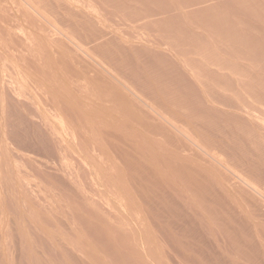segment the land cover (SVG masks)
<instances>
[{
	"label": "rangeland",
	"instance_id": "374dc122",
	"mask_svg": "<svg viewBox=\"0 0 264 264\" xmlns=\"http://www.w3.org/2000/svg\"><path fill=\"white\" fill-rule=\"evenodd\" d=\"M23 1L0 0V264H264V0Z\"/></svg>",
	"mask_w": 264,
	"mask_h": 264
},
{
	"label": "bare ground",
	"instance_id": "6f19581e",
	"mask_svg": "<svg viewBox=\"0 0 264 264\" xmlns=\"http://www.w3.org/2000/svg\"><path fill=\"white\" fill-rule=\"evenodd\" d=\"M1 1H2V0H1ZM4 1H5V0H4ZM22 1H23V0H22ZM23 2H24V1H23ZM36 2H37V1H36ZM13 3H14V2H13ZM26 3H27V2H26ZM26 3H25V5H26ZM23 4H24V3H23ZM29 4H31V3H29ZM5 5H6V4H5ZM14 5H15V4H14ZM27 5H28V4H27ZM27 5H26V6H27ZM59 5H61V4H59ZM15 6H18V5H15ZM31 6H32V5H31ZM47 6H48V5H47ZM70 6H71V5H70ZM2 7H4V6H2ZM5 7H6V6H5ZM7 8H8V7H7ZM28 8H29V7H28ZM59 8H60V7H59ZM29 9H30V8H29ZM29 9H28V10H29ZM51 9H52V8H51ZM60 9H61V8H60ZM9 10H10V8H9ZM18 10H19V9H18ZM28 10H27V11H28ZM32 10H33V11H32ZM32 10H31V11L33 12L34 15H36V14H37V16H41V15H42L40 12H38V11L35 9V7L33 8V6H32ZM49 10H50V9H49ZM56 10H57V9H56ZM10 11H11V10H10ZM4 12H5V10H4ZM29 12H30V11H29ZM46 12H47V11H46ZM57 12H58V11H57ZM59 13H60V12H59ZM83 13H84V12H83ZM30 14H31V13H30ZM52 14H53V13H52ZM8 15H10V14H8ZM34 15H33V16H34ZM11 16H12V15H11ZM42 16H43V15H42ZM60 16H61V15H60ZM9 17H10V16H9ZM13 17H14V16H13ZM20 17H21V16H20ZM34 17H35V16H34ZM57 17H58V16H57ZM25 18H26V17H25ZM37 18H39V17H37ZM42 18H44L43 21L45 22V24H46V23H49L48 18H46V17H42ZM2 19H3V18H2ZM2 19H1V22H2ZM6 19H7V18H6ZM23 19H24V18H22V20H23ZM40 19H41V17H40ZM8 20H9V18H8ZM8 20H7V21H8ZM54 20H56V19H54ZM7 21H6V22H7ZM9 21H10V20H9ZM16 21H17V20H16ZM29 21H30V20H29ZM40 21H41V20H40ZM61 21H62V20H61ZM61 21H60V22H61ZM13 22H14V21H13ZM3 23H4V21H3ZM8 23H9V22H8ZM38 23H39V22H38ZM6 24H7V23H6ZM10 24H11V23H10ZM14 24H16V22H15ZM17 24H18V23H17ZM27 24H28V22H27ZM30 24H31V23H30ZM49 24H50V23H49ZM56 24H57V23H56ZM12 25H13V23H12ZM33 25H34V24H33ZM41 25H42V23H41ZM43 25H44V24H43ZM47 25H48V24H47ZM0 26H1V25H0ZM8 26H10V25H8ZM28 26H29V25H28ZM50 26H51V24H50ZM54 26H55V25H54ZM60 26H61V23H60ZM60 26H59V27H60ZM2 27H3V26H2ZM5 27H7V26H5ZM12 27H13V26H12ZM17 27H18V26H17ZM17 27H15V28H17ZM20 27H21V26H20ZM20 27H19V28H20ZM42 27H43V26H42ZM62 27H66V26H63V25H62ZM3 28H4V27H3ZM9 28H10V27H9ZM9 28H8V29H9ZM30 28H31V27H30ZM35 28H36V27H35ZM11 29H12V28H11ZM36 29H37V28H36ZM42 29H43V28H42ZM46 29H48V31H49V28H46ZM17 30H18V28H17ZM53 30H54V29H53ZM55 30H56V29H55ZM7 31H8V30H7ZM57 31H58V30H57ZM65 31H66V30H65ZM69 31H70V30H69ZM14 32H15V31H14ZM14 32H13V33H14ZM33 32H34V31H33ZM51 32H52V31H51ZM55 32H56V31H55ZM8 33H9V31H8ZM10 33H11V32H10ZM60 33H61V32H60ZM60 33H59V34H60ZM6 34H7V33H6ZM16 34H17V33H16ZM24 34H25V32H24ZM59 34H58V35H59ZM64 34H65V33H64ZM74 34H75V33H74ZM0 35H2V34H0ZM4 35H5V33H4ZM4 35H3V36H4ZM8 35H9V34H8ZM10 35H12V33H11ZM18 35H19V34H18ZM49 35H50V34H49ZM61 35H62V34H61ZM61 35H60V36H61ZM69 35H70V34H69ZM5 36H6V35H5ZM27 36H30V35H27ZM63 36H64V35H63ZM76 36H77V34H76ZM80 36H81V35H80ZM13 37H14V36H13ZM13 37H12V38H13ZM64 37H65V36H64ZM70 37H71V36H70ZM5 38H6V37H5ZM9 38H10V37H9ZM17 38H18V37H17ZM17 38H16V39H17ZM22 38H23V37H22ZM39 38H41V37H39ZM3 39H4V38H3ZM19 39H20V37H19ZM33 39H34V38H33ZM66 39H67V38H66ZM66 39H65V40H66ZM78 39H79V38H78ZM11 40H12V39H11ZM51 40H52V39H51ZM59 40H60V39H59ZM70 40H71V39H70ZM75 40H76V39H75ZM5 41H6V40H5ZM14 41H15V39H14ZM80 41H81V39H80ZM82 41H83V40H82ZM87 41H88V39H87ZM9 42H10V41H8V43H9ZM19 42H20V41H19ZM19 42H18V43H19ZM24 42H25V41H24ZM77 42H78V41H77ZM77 42H76L75 45H78V44H79V43H77ZM97 42H98V41H97ZM18 43H17V44H18ZM26 43H27V42H26ZM31 43H32V42H31ZM34 43H35V41H34ZM51 43H53V42H51ZM64 43H65V42H64ZM80 43H81V42H80ZM0 44H1V41H0ZM9 44H11V43H9ZM21 44H23V43H21ZM55 44H56V43H55ZM72 44H73V43H72ZM1 45H2V44H1ZM5 45H6V44H5ZM18 45H19V44H18ZM38 45H39V44H38ZM69 45H70V44H69ZM73 45H74V44H73ZM79 45H80V44H79ZM79 45H78V46H79ZM83 45H84V44H83ZM85 45H86V44H85ZM15 46H16V45L14 44V47H15ZM29 46H30V45H29ZM78 46H77V47H78ZM5 47H6V46H5ZM16 47H17V46H16ZM20 47H21V46H20ZM23 47H24V45H23ZM77 47H76V48H77ZM32 48H33V47H32ZM48 48H49V46H48ZM70 48H72L71 45H70ZM76 48H75V50H73V51H76V52H77V50H78L79 47H78L77 49H76ZM5 49H6V48H5ZM72 49H74V48H72ZM83 49H84V48H83ZM9 50H10V49H9ZM22 50H23V48H22ZM80 50H81V49H80ZM80 50H79V51H80ZM87 50H88V49H87ZM15 51H16V50H15ZM15 51H14V52H15ZM30 51H31V48H30ZM43 51H44V49H43ZM27 52H28V50H27ZM82 52H83V51H82ZM82 52H81V53H82ZM15 53H16V52H15ZM21 53H22V52H21ZM30 53H31V52H30ZM65 53H66V52H65ZM6 54H7V53H6ZM9 54H10V53H9ZM31 54H32V53H31ZM36 54H37V52H36ZM44 54H45V53H43V55H44ZM53 54H54V53H53ZM62 54H63V53H62ZM19 55H20V54H19ZM28 55H29V54H28ZM59 55H60V51H59ZM76 55L78 56V54H76ZM99 55H100V54H99ZM63 56H64V55H63ZM63 56H62V57H63ZM92 56H93V55H92ZM15 57H16V56H15ZM17 57H18V56H17ZM20 57H21V56H20ZM24 57H25V56H24ZM33 57H34V55H33ZM41 57H42V56H41ZM48 57H49V56H48ZM89 57H90V56H89ZM2 58H3V57H2ZM35 58H36V56H35ZM65 58H66V57H65ZM65 58H64V59H65ZM32 59H33V58H32ZM50 59H51V58H50ZM57 59H58V58H57ZM57 59H56V60H57ZM16 60H17V59H16ZM34 60H35V59H34ZM39 60H40V59H39ZM68 60H69V59H68ZM90 60H91V59H90ZM22 61H23V60H22ZM24 61H25V60H24ZM61 61H62V60H61ZM34 62H35V61H34ZM43 62H45V61H43ZM43 62H41V63H43ZM47 62H48V61H47ZM67 62H68V61H67ZM67 62H66V63H67ZM71 62H72V61H71ZM19 63H21V62H19ZM31 63H32V62H31ZM51 63H52V62H51ZM57 63H59V62L57 61ZM57 63H56V64H57ZM83 63H84V62H83ZM85 63H86V62H85ZM102 63H103V62H102ZM32 64H34V63H32ZM18 65H19V64H18ZM23 65H24V64H23ZM40 65H41V64H40ZM49 65H50V64H49ZM58 65H59V64H58ZM25 66H26V65H25ZM37 66H38V65H37ZM41 66H42V65H41ZM72 66H73V65H72ZM78 66H79V65H78ZM83 66H84V65H83ZM22 67H23V66H22ZM42 67H43V69H44V65H43ZM49 67H50V66H49ZM54 67H55V66H54ZM61 67H62V66H61ZM61 67H60V68H61ZM97 67H98V66H97ZM51 68H52V67H51ZM51 68H50V69H51ZM73 68L75 69V67H73ZM79 68H80V67H79ZM81 68H82V67H81ZM26 69H27V67H26ZM58 69H59V68H58ZM61 69H62V68H61ZM66 69H67V68H66ZM66 69H65V70H66ZM30 70H31V69H30ZM35 70H36V69H35ZM38 70H41V69H38ZM45 70L47 71V69H45ZM45 70H44V72L46 73ZM82 70H83V69H82ZM94 70H95V69H94ZM116 70H117V69H116ZM36 71H37V70H36ZM41 71H42V70H41ZM41 71H40V72H41ZM50 71H51V70H50ZM67 71H68V70H66V72H67ZM69 71H70V69H69ZM75 71H76V70H75ZM92 71H93V70H92ZM12 72H13V71H12ZM44 72H42V73H44ZM70 72H71V71H70ZM77 72H78V71H77ZM77 72H75V73H77ZM19 73H20V72H19ZM45 73H44V74H45ZM59 73H60V72H59ZM73 73H74V72H72L71 74H73ZM80 73H81V72H80ZM80 73H79V74H80ZM85 73H86V72H85ZM85 73H84V74H85ZM89 73H90V72H89ZM89 73H88V75H89ZM39 74H40V73H39ZM51 74H52V73H51ZM62 74H63V73H62ZM91 74H92V73H91ZM96 74H97V73H96ZM42 75H43V74H42ZM64 75H65V74H64ZM86 75H87V74H86ZM92 75H93V74H92ZM97 75H98V74H97ZM25 76H26V75H25ZM38 76H39V75H38ZM40 76H41V75H40ZM43 76H44V75H43ZM46 76H47V75H46ZM48 76H49V75H48ZM48 76H47V77H48ZM71 76H72V75H71ZM75 76H76V75H75ZM95 76H96V75H95ZM68 77H69V76H68ZM79 77H80V76H79ZM23 78H24V77H23ZM40 78H41V77H40ZM45 78H46V77H45ZM51 78H53V77H51ZM70 78H71V77H70ZM72 78H74V77H72ZM85 78H86V77H85ZM48 79H49V78H48ZM57 79H58V78H57ZM74 79H75V78H74ZM74 79H73V80H74ZM82 79H83V77H82ZM90 79H91V78H90ZM41 80H42V79H41ZM53 80H56V79H53ZM53 80H51V81L49 80V81L51 82L50 84H52V81H53ZM67 80H68V79H67ZM71 80H72V79H71ZM85 80H86V79H85ZM92 80H94V79H92ZM111 80H112V79H111ZM47 81H48V80H47ZM65 81H66V79H65ZM69 81H70V79H69ZM74 81H76V80H74ZM82 81H83V80H82ZM42 82H43V81H42ZM53 82H54V81H53ZM59 82H60V80H59ZM90 82H91V81H90ZM90 82H89V83H90ZM68 83H69V82H68ZM72 83H73V82H72ZM112 83H113V82H112ZM62 84H63V83H62ZM65 84H67V83H65ZM76 84H77V83L75 82V85H76ZM90 84H91V83H90ZM81 85H83V84H81ZM110 85H111V84H110ZM20 86H21V85H20ZM56 86H58V85H56ZM63 86H64V85H63ZM69 86H70V85H69ZM69 86H68V87H69ZM79 86H80V85H79ZM66 87H67V86H65V89H66ZM71 87H72V86H71ZM71 87H70V88H71ZM80 87H81V86H80ZM82 87H84V86H82ZM86 87H87V86H86ZM90 87H91V86H90ZM48 88H49V87H48ZM53 88H54V87H53ZM24 89H25V88H24ZM43 89H44V88H43ZM76 89H78V88H76ZM84 89H85V88H84ZM93 89H94V87H93ZM22 90H23V89H22ZM38 90H39V89H38ZM38 90H37V91H38ZM54 90H55V88H54ZM68 90L70 91L71 89L68 88ZM78 90H79V89H78ZM71 91H72V90H71ZM75 91H76V90H75ZM83 91H84V90H83ZM95 91H96V90H95ZM100 91H101V90H100ZM104 91H105V90H104ZM104 91H103V93L106 94V92H104ZM114 91H115V90H114ZM88 92H89V91H88ZM25 93H26V92H25ZM91 93L93 94V92H91ZM103 93H102V95H103ZM130 93H131V92H130ZM41 94H42V93H41ZM52 94H53V93H52ZM55 94H56V93H55ZM96 94H97V93H96ZM88 95H89V94H88ZM93 96H94V95H93ZM106 96H107V95H106ZM108 96H109V95H108ZM111 96H112V95H111ZM147 96H148V95H147ZM17 97H18V96H17ZM23 97H24V96H23ZM81 97H82V96H81ZM89 97H90V96H89ZM103 97H104V96H103ZM30 98H31V97H30ZM98 98H99V97H98ZM117 98H118V97H117ZM81 99H82V98H81ZM95 99H96V98H95ZM137 99H138V98H137ZM40 100H41V99H40ZM79 100H80V99H79ZM83 100H84V99H83ZM85 100H86V99H85ZM104 100H105V99H104ZM160 100H161V99H160ZM213 100H215V99H213ZM21 101H22V100H21ZM107 101H108V100H107ZM138 101H139V100H138ZM218 101H219V100H218ZM15 102H16V101H15ZM24 102H25V101H24ZM50 102H51V101H50ZM102 102H103V101H102ZM57 103H58V102H57ZM76 103H77V102H76ZM86 103H87V102H86ZM103 103H105V102H103ZM115 103H116V102H115ZM217 103H218V102H217ZM43 104H44V103H43ZM61 104H62V103H61ZM80 105H81V104H80ZM82 105H83V104H82ZM91 105H92V104H91ZM139 105H140V104H139ZM145 105H146V104H145ZM151 105H152V104H151ZM68 106H69V105H68ZM88 106H89V105H88ZM155 106H156V105H155ZM162 106H163V105H162ZM44 107H45V106H44ZM60 107H61V106H60ZM83 107H84V106H83ZM92 107H93V106H92ZM139 107H140V106H139ZM25 108H26V107H25ZM117 108H118V107H117ZM64 109H65V108H64ZM67 109H68V108H67ZM72 109H73V108H72ZM35 110H36V109H35ZM35 110H34V111H35ZM77 110H78V109H77ZM87 110H88V109H87ZM28 111H29V110H28ZM68 111H69V110H68ZM70 111H71V110H70ZM70 111H69V112H70ZM73 111H74V110H73ZM80 111H81V110H80ZM26 112H27V111H26ZM78 112H79V110H78ZM88 112H89V111H88ZM93 112H94V111H93ZM95 112H96V111H95ZM100 112H101V111H100ZM27 113H28V112H27ZM63 113H64V112H63ZM90 113H91V112H90ZM77 114H78V113H77ZM85 114H86V113H85ZM97 114H98V113H97ZM37 115H38V114H37ZM145 115H146V113H145ZM99 116H100V115H99ZM105 116H106V115H105ZM36 117H37V116H36ZM38 117H39V115H38ZM63 117H64V116H63ZM75 117H76V116H75ZM84 117H85V116H84ZM96 117H98V116H96ZM102 117H103V116H102ZM33 118H34V117H33ZM159 118H160V117H159ZM176 118H177V117H176ZM46 119H47V118H46ZM95 120H96V118H95ZM99 120H100V119H99ZM161 120H162V119H161ZM101 121H102V120H101ZM103 121H104V120H103ZM166 122H167V121H166ZM99 123H100V122H99ZM104 123H105V122H104ZM156 123H157V122H156ZM159 124H160V123H159ZM159 124H158V125H159ZM60 125H61V124H60ZM89 125H90V124H89ZM177 125H178V124H177ZM98 126H99V125H98ZM164 126H166V125H164ZM46 127H47V126H46ZM101 127H102V126H101ZM139 127H140V126H139ZM151 127H152V126H151ZM157 127H158V126H157ZM90 128H91V127H90ZM95 128H96V127H95ZM102 129H103V127L101 128V130H102ZM104 129H105V128H104ZM107 129H108V128H107ZM157 129H158V128H157ZM160 129H161V128H160ZM120 130H121V129H120ZM162 130H163V129H162ZM165 130H166V129H165ZM94 131H95V130H94ZM104 131H105V130H104ZM169 131H170V130H169ZM169 131H168V132H169ZM191 131H192V130H191ZM34 132H35V131H34ZM83 132H84V131H83ZM96 132H97V130H96ZM101 132H102V131H101ZM146 133H147V132H146ZM161 133H162V132H161ZM92 134H94V133H92ZM94 135H95V134H94ZM111 135H113V134H111ZM204 135H205V134H204ZM116 136H117V134H116ZM96 137H97V136H96ZM79 138H80V137H79ZM84 138H85V137H84ZM111 138H112V137H111ZM119 139H120V138H119ZM179 139H180V138H179ZM13 140H15V139H13ZM84 140H86V139H84ZM93 140H94V139H93ZM105 140H106V139H105ZM95 141H97V140H95ZM156 141H157V140H156ZM188 141H189V140H188ZM40 142H41V141H40ZM191 142H192V141H191ZM24 143H25V142H24ZM85 143H86V142H85ZM106 143H108V142H106ZM177 143H178V142H177ZM192 143H193V142H192ZM23 145H24V144H23ZM81 145H82V144H81ZM162 145H163V144H162ZM183 145H184V144H183ZM183 145H182V146H183ZM20 146H21V145H20ZM82 146H83V145H82ZM33 147H34V146H33ZM83 148H84V147H83ZM140 148H141V147H140ZM9 149H10V148H9ZM73 149H74V148H73ZM160 149H161V148H160ZM179 149H180V148H179ZM12 151H13V150H12ZM84 151H85V150H84ZM81 152H82V151H81ZM99 152H100V151H99ZM69 153H70V152H69ZM86 154H87V153H86ZM121 154H122V153H121ZM212 155L215 156V154H212ZM31 156H32V155H31ZM44 156H45V155H44ZM86 156H87V155H86ZM27 157H28V156H27ZM117 157H118V156H117ZM131 157H132V156H131ZM154 157H155V156H154ZM220 157H221V156H219V158H220ZM256 157H257V156H256ZM102 158H103V157H102ZM141 158H142V157H141ZM53 159H54V158H53ZM220 159H221V158H220ZM220 159H218V160H220ZM120 160H121V159H120ZM159 160H160V158H159ZM221 160H222V159H221ZM174 161H175V160H174ZM223 161H224V160H223ZM223 161H222V162H223ZM258 161H259V160H258ZM152 162H153V161H152ZM172 162H173V161H172ZM175 162H176V161H175ZM40 163H41V162H40ZM183 163H184V162H183ZM214 163H215V162H214ZM259 163H260V162H259ZM23 164H24V163H23ZM152 164H153V163H152ZM175 164H176V163H175ZM232 164H233V163H232ZM256 164H257V163H256ZM42 165H43V164H42ZM36 166H37V165H36ZM259 166H260V165H259ZM220 167H221V166H220ZM223 167H224V166H223ZM225 167H226V166H225ZM231 167H232V166H231ZM79 168H80V167H79ZM83 168H85V167H83ZM211 169H212V168H211ZM223 169H224V168H223ZM226 169H229V168H226ZM192 170H193V169H192ZM202 170H203V169H202ZM224 170H225V169H224ZM156 171H157V170H156ZM216 171H217V170H216ZM227 171H228V170H227ZM178 172H179V171H178ZM200 173H201V172H200ZM210 173H211V172H210ZM218 173H219V172H218ZM25 174H26V173H25ZM152 174H153V173H152ZM184 174H185V173H184ZM223 174H224V173H223ZM223 174H221V175H223ZM199 175H200V174H199ZM201 175H202V174H201ZM219 175H220V174H219ZM229 175H230V174H229ZM82 176H83V175H82ZM166 177H167V176H166ZM226 177H227V176H226ZM12 179H13V178H12ZM224 179H225V178H224ZM131 180H132V179H131ZM206 180H207V178H206ZM211 180H212V179H211ZM219 180H220V179H219ZM231 180H232V179H231ZM199 181H200V180H199ZM162 182H163V181H162ZM178 182H179V181H178ZM70 183H72V182L70 181ZM124 184H125V183H124ZM129 184H130V183H129ZM163 184H164V183H163ZM210 184H211V183H210ZM218 184H219V183H218ZM237 184H238V183H237ZM204 185H205V184H204ZM232 185H233V184H232ZM68 186H71V185H68ZM33 187H34V186H33ZM72 187H73V186H72ZM163 187H164V186H163ZM211 187H212V186H211ZM215 187H217V185H216ZM223 187L226 188L225 185H224ZM247 187H248V186H247ZM68 188H69V187H68ZM135 188H136V187H135ZM135 188H134V189H135ZM170 188H171V187H170ZM248 188H249V187H248ZM249 189H250V188H249ZM71 190H72V188H71ZM165 190H166V189H165ZM222 190H223V189H222ZM163 191H164V190H163ZM171 191H172V190H171ZM235 191H236V190H235ZM247 191H248V190H247ZM252 191H253V190H252ZM220 192H221V191H220ZM238 194H239V193H238ZM79 196H80V195H79ZM181 196H182V195H181ZM2 197H3V196H2ZM128 197H129V196H128ZM137 197H138V196H137ZM142 197H143V196H142ZM142 197H141V198H142ZM213 197H214V196H213ZM263 197H264V196H263ZM78 198H79V197H78ZM219 199H220V197H219ZM110 200H111V199H110ZM169 201H170V200H169ZM145 203H146V202H145ZM223 203H224V202H223ZM136 204H137V203H136ZM225 204H226V203H225ZM81 205H82V204H81ZM176 205H177V204H176ZM231 205H232V204H231ZM130 206H131V205H130ZM134 206H135V205H134ZM137 206H138V205H137ZM146 206H147V205H146ZM235 206H236V205H235ZM238 208H239V207H238ZM245 208H246V207H245ZM245 208H244V209H245ZM233 209H234V208H233ZM236 209H237V208H236ZM263 209H264V208H263ZM257 210H258V209H257ZM195 211H196V210H195ZM235 211H236V210H235ZM249 212H250V210H249ZM164 213H165V212H164ZM196 213H197V212H196ZM212 213H213V212H212ZM160 214H161V213H160ZM246 214H247V212H246ZM254 214H255V213H254ZM256 214H257V213H256ZM69 215H70V214H69ZM196 215H197V214H196ZM240 216H241V215H240ZM255 216H256V215H255ZM260 216H261V215H260ZM241 217H242V216H241ZM188 218H189V217H188ZM163 219H164V218H163ZM200 220H201V219H200ZM244 220H245V219H244ZM255 221H256V220H255ZM259 221H260V220H259ZM261 222H262V221H261ZM141 223H142V222H141ZM103 224H104V223H103ZM164 224H165V223H164ZM168 224H169V222H168ZM213 224H214V223H213ZM262 224H263V223H262ZM241 225H242V224H241ZM260 225H261V224H260ZM153 226H154V225H153ZM63 227H64V226H63ZM155 227H156V226H155ZM251 227H252V226H251ZM162 228H163V227H162ZM174 228H175V227H174ZM181 228H182V227H181ZM207 228H208V227H207ZM215 229H216V228H215ZM137 230H138V229H137ZM259 230H260V229H259ZM156 232H157V231H156ZM250 233H251V232H250ZM262 233H263V232H262ZM260 234H261V233H260ZM263 234H264V233H263ZM156 235H157V234H156ZM196 235H197V234H196ZM177 236H178V235H177ZM217 237H218V236H217ZM250 237H252V236H250ZM161 239H162V238H161ZM218 239H219V238H218ZM258 239H259V238H258ZM60 241H61V240H60ZM206 242H207V241H206ZM258 243H259V242H258ZM108 245H109V244H108ZM166 245H167V244H166ZM218 245H219V244H218ZM5 246H6V245H5ZM8 247H9V246H8ZM176 248H177V247H176ZM220 248H221V247H220ZM161 249H162V248H161ZM173 250H174V249H173ZM263 250H264V249H263ZM164 251H165V250H164ZM223 252H224V251H223ZM165 253H166V252H165ZM169 253H170V252H169ZM255 253H256V252H255ZM88 254H89V253H88ZM181 255H182V254H181ZM202 255H203V254H202ZM215 255H216V254H215ZM250 255H251V254H250ZM257 255H258V254H257ZM144 256H145V255H144ZM175 256H176V255H175ZM194 256H195V255H194ZM234 257H235V256H234ZM263 257H264V255H263ZM237 259H238V258H237ZM237 259H236V260H237ZM169 260H170V259H169ZM169 260H168V261H169ZM212 260H213V259H212ZM150 261H151V260H150ZM176 261H177V259H176ZM230 262H231V261H230ZM172 263H173V262H172ZM178 263H179V262H178ZM188 263H189V262H188ZM256 264H257V263H256ZM261 264H262V263H261Z\"/></svg>",
	"mask_w": 264,
	"mask_h": 264
}]
</instances>
